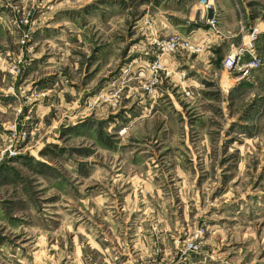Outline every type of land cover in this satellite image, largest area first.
Masks as SVG:
<instances>
[{"label":"rangeland","instance_id":"1","mask_svg":"<svg viewBox=\"0 0 264 264\" xmlns=\"http://www.w3.org/2000/svg\"><path fill=\"white\" fill-rule=\"evenodd\" d=\"M194 1L0 0V264H264V34L259 69L224 67L264 0L213 73L258 88L203 106L183 76L175 109L165 62L209 44L170 30Z\"/></svg>","mask_w":264,"mask_h":264},{"label":"crops","instance_id":"2","mask_svg":"<svg viewBox=\"0 0 264 264\" xmlns=\"http://www.w3.org/2000/svg\"><path fill=\"white\" fill-rule=\"evenodd\" d=\"M199 1L200 0L189 2L188 6L186 5V11L182 10V13L176 11L178 18L173 17L175 15L174 13L169 15L173 21L170 29L171 31H181L183 34L188 35L190 27L200 24V26L203 27L195 28V30L190 33L192 36L190 41L193 44L199 45L209 43L206 47H203L202 51H198V57L193 61L187 59L183 55L177 54L176 56H171V59L165 62L167 71L170 72V76H172V80L176 82V84H173L172 82L168 84V82L164 81V79L161 80L160 78L161 82L158 85V88L161 89L162 93L166 95L167 98H169L171 106L175 109L181 107L178 89L180 92L184 91L182 85L185 84H181L180 82L183 76L184 79H186L185 82L188 87L186 92H191V95L193 94L197 97V101L200 100V102L203 103V106H209L215 103V101L219 100L218 97L224 101V97L227 98L229 95H231L229 99L235 101V96L233 97V95L237 92L243 93L241 91L242 88L247 86H253L255 88L259 86L258 80L260 78L258 77L260 74L256 73L260 70L255 72L252 78L247 81L243 80L241 77H234L225 73L222 74L220 79H217L213 75V73L220 68L221 61L224 58L221 56L220 52L225 53L232 48L231 46L240 43V39L238 38L240 37L238 27L242 22H245L247 16L238 6L237 0H208L209 3L207 5ZM214 14H219L220 16V29L225 36V40H223L222 37L220 39V36L214 35L210 27H207L208 22L206 23L205 21L212 19ZM246 22L248 23V21ZM248 24L249 25L247 26L251 28V22ZM258 29H249L247 32L249 35L248 37L250 38L253 31ZM258 31L260 35H256L257 45L260 44L263 37L262 35L264 34V31L260 29ZM130 72L132 71L128 72L129 75L131 74ZM139 72L144 74L147 73L146 70L141 71L140 69H137L136 76L134 77H138ZM240 79H242V81H239ZM132 80H129L128 83H132ZM181 95L184 97V94ZM223 113L226 116V113Z\"/></svg>","mask_w":264,"mask_h":264},{"label":"built area","instance_id":"3","mask_svg":"<svg viewBox=\"0 0 264 264\" xmlns=\"http://www.w3.org/2000/svg\"><path fill=\"white\" fill-rule=\"evenodd\" d=\"M218 22L217 18H212L208 21L211 25H215ZM256 39V30L253 31L250 40L245 42L244 45L237 50H234L230 59L224 65L225 69L228 71L235 70L242 73V76L248 78L251 75V71L257 70L261 67V59L255 51L254 41ZM172 51H176L178 43L171 41L168 45ZM251 58V62L245 63V59ZM161 69V68H158ZM243 77V78H244Z\"/></svg>","mask_w":264,"mask_h":264},{"label":"bare ground","instance_id":"4","mask_svg":"<svg viewBox=\"0 0 264 264\" xmlns=\"http://www.w3.org/2000/svg\"><path fill=\"white\" fill-rule=\"evenodd\" d=\"M259 33V32H258ZM257 32H256V35L258 34Z\"/></svg>","mask_w":264,"mask_h":264}]
</instances>
